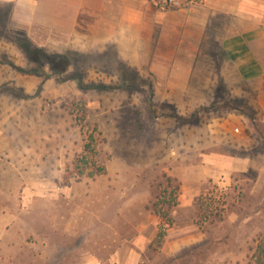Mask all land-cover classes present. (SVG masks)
<instances>
[{
  "label": "rangeland",
  "instance_id": "obj_1",
  "mask_svg": "<svg viewBox=\"0 0 264 264\" xmlns=\"http://www.w3.org/2000/svg\"><path fill=\"white\" fill-rule=\"evenodd\" d=\"M67 7H55L56 19ZM213 7L207 27L222 35L232 22L264 27V0ZM8 9L0 227L11 233L0 230V251L17 244L22 254L0 252V264H253L264 233V117L221 39L211 40L215 55L158 72L113 47L74 39L69 49L63 33L44 47L27 13Z\"/></svg>",
  "mask_w": 264,
  "mask_h": 264
},
{
  "label": "crops",
  "instance_id": "obj_2",
  "mask_svg": "<svg viewBox=\"0 0 264 264\" xmlns=\"http://www.w3.org/2000/svg\"><path fill=\"white\" fill-rule=\"evenodd\" d=\"M216 1L205 0L186 10L167 12L155 9L145 0H0V7H8L15 18H20L21 12L27 13V25L38 28L44 34L41 37L45 39L44 47L51 42L54 49L57 34L63 33L69 49L74 39L81 40L88 50L113 47L117 55H131L137 69L148 63L154 71L171 72L174 61L188 64L197 55H206L209 51L212 52L210 56L215 55L216 49L211 46L214 44L211 40L221 39L216 43L218 48L242 81L244 95L249 92L256 96L259 111L264 117V27L260 25L236 31L235 22H232L231 31L229 29L224 35L212 31L207 25L216 11L213 7ZM65 5L70 10L68 16L56 19L55 7ZM227 6L231 10L233 4L228 3ZM230 25L228 23V28ZM169 85L174 86L173 82ZM228 86H233V83L228 81ZM249 87L250 90L246 89ZM233 128L237 127L231 126L232 137L237 138L243 133L238 127L241 132L235 135ZM2 228L3 239L8 240L11 228ZM65 231L70 233V229ZM42 242L40 249L44 250L47 244ZM7 246L0 251L1 255L10 252L12 258L19 261L22 246ZM111 257L114 259V256ZM6 259L4 262H9Z\"/></svg>",
  "mask_w": 264,
  "mask_h": 264
},
{
  "label": "built area",
  "instance_id": "obj_3",
  "mask_svg": "<svg viewBox=\"0 0 264 264\" xmlns=\"http://www.w3.org/2000/svg\"><path fill=\"white\" fill-rule=\"evenodd\" d=\"M152 7L160 11H176V10H186L193 6L202 4L205 0H145ZM232 132L235 135L240 134V129L233 128Z\"/></svg>",
  "mask_w": 264,
  "mask_h": 264
},
{
  "label": "trees",
  "instance_id": "obj_4",
  "mask_svg": "<svg viewBox=\"0 0 264 264\" xmlns=\"http://www.w3.org/2000/svg\"><path fill=\"white\" fill-rule=\"evenodd\" d=\"M252 261L253 264H264V233L259 237L256 243L254 253L252 255Z\"/></svg>",
  "mask_w": 264,
  "mask_h": 264
}]
</instances>
